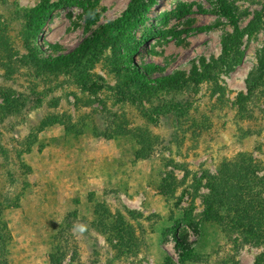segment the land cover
Here are the masks:
<instances>
[{
  "label": "rangeland",
  "instance_id": "374dc122",
  "mask_svg": "<svg viewBox=\"0 0 264 264\" xmlns=\"http://www.w3.org/2000/svg\"><path fill=\"white\" fill-rule=\"evenodd\" d=\"M41 1L0 0V105L8 106L0 109V233L11 235L0 256L10 264H51L55 252L62 264H264V226L245 218L250 197L233 187L244 186L245 160L249 182L255 172L264 190V16L245 31L264 0H224L243 32V58L230 68L221 57L235 25L218 0H156L134 31V55L109 45L93 66L52 62L121 17L130 0L60 7L33 42L45 67L35 65L25 12ZM194 66L207 76L190 78ZM167 74L176 77L157 80ZM140 130L153 136L145 157L136 156ZM232 163L240 182L216 178ZM217 202L233 222L210 220ZM177 236L192 244L188 260Z\"/></svg>",
  "mask_w": 264,
  "mask_h": 264
},
{
  "label": "trees",
  "instance_id": "16d2710c",
  "mask_svg": "<svg viewBox=\"0 0 264 264\" xmlns=\"http://www.w3.org/2000/svg\"><path fill=\"white\" fill-rule=\"evenodd\" d=\"M83 1L85 0H60L58 2L52 3L50 0H42L37 6L30 8L25 12V15L27 16V29L24 34V44L26 48L28 49L27 54V60L34 63L35 65L44 66L43 59L39 56V49L34 45V40L38 37V35L41 33L42 29L47 24L50 17L54 14V12L63 6L71 5V4H77V5H83ZM156 2V0H130V3L126 9V11L123 13L121 17L116 19L115 21L108 22L107 24H103L97 29L93 30L88 36L82 39V41L79 43L77 47L72 49L67 54L61 55L57 57L52 63L56 67H61L62 65H69L70 63L75 64L76 66H93L96 62V60L99 58L101 52L107 48L109 45L117 46L118 44H122L123 47L130 50L132 46H134V31L138 28V26L145 22L146 20V13L149 11L150 7ZM217 9L219 12L227 16L235 25V33H233L229 38H227L223 43V55L221 57L222 61L226 63L228 68L232 67L236 59H238L235 63L242 60L244 51H240L239 46V39L242 36L243 32L239 30V26L237 24L238 16L234 12L233 7H231L230 4H228L224 0H218ZM87 10V18L88 20L94 19L95 15H93L92 10L89 9V7L86 6ZM264 16L263 12H258L254 19H252L248 25L245 31H247L250 35L255 32L257 27L260 25V22L262 21V17ZM115 31H117L119 34L115 35ZM237 48V49H235ZM235 49L236 56L230 57L232 54V51ZM128 52V51H127ZM134 50L129 51L130 58L134 55ZM43 63V64H42ZM45 67V66H44ZM208 70H210V67H207ZM151 68H147V71H150ZM206 68L204 71L199 70L197 66H194L191 70L190 78H194L197 80H201L207 76ZM139 77L147 78L146 73L143 72H136ZM184 75V73H183ZM175 78L174 75H163L159 77L157 80H163L167 81L171 78ZM178 83H181L180 78H176ZM186 81V80H184ZM7 104L0 105V109L6 110ZM184 106H181L179 104H175L173 108H180L182 109ZM186 107V106H185ZM162 109V108H161ZM166 110V109H165ZM164 111V110H162ZM167 112H170V110H166ZM165 112V111H164ZM123 127V126H122ZM110 129V128H109ZM115 131L117 128H114ZM108 135V132H106ZM114 133H111L113 135ZM153 137L150 133H147V131H137V141L141 145L140 148L136 151L137 157H145L147 156L153 147V141L149 140V138ZM242 162V161H241ZM245 162V169L246 173H251V168H249L251 165L247 161ZM233 164V163H232ZM228 164L225 169L231 168L230 171L223 173L216 178H219L220 176L222 178H225L227 176V180L223 181H231L233 179H238L239 177L234 173L235 171V164ZM245 173V183L244 186L240 184L239 186H236L234 184V188L240 192L241 194L245 193V198L247 195H249L250 198H248V201L245 203V218H253L256 220V223L258 225L264 226V197L263 192L261 191L259 187V182L261 179L259 176L253 172V175L255 176L254 182H249L251 179L247 176ZM224 189V187L221 188V190ZM213 194V193H212ZM208 197L206 196L207 200ZM233 196L231 195V198ZM215 205V213L212 214L211 219H217L216 221L218 223L221 222H233V219L231 216L226 217V219L219 213L221 209V202H217ZM228 219V220H227ZM260 226V227H261ZM259 227V228H260ZM3 232L0 233V249L6 251V247L9 244V239L11 238L10 233L7 230H2ZM245 232V238L246 236ZM176 244L179 247L181 251V258L183 260H188L190 257H192L195 253L193 250L192 244L189 243L187 240L178 237L176 238ZM62 254L63 252H55L53 255H51L50 261L51 264H62ZM264 255V254H263ZM0 264H10L8 262V258L4 256H0ZM169 264H174L173 261H170Z\"/></svg>",
  "mask_w": 264,
  "mask_h": 264
}]
</instances>
